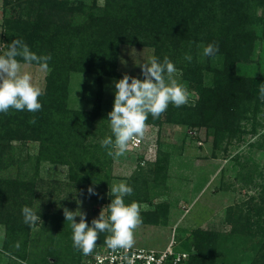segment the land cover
I'll list each match as a JSON object with an SVG mask.
<instances>
[{"label":"rangeland","instance_id":"obj_1","mask_svg":"<svg viewBox=\"0 0 264 264\" xmlns=\"http://www.w3.org/2000/svg\"><path fill=\"white\" fill-rule=\"evenodd\" d=\"M82 1L91 6L93 3L104 6L106 0ZM20 8L15 7L12 13L10 6L5 7V0H0V54L6 51L7 46L3 25L6 17L17 18L20 14L28 17ZM254 10V14L260 17L251 24V28L257 32L254 56L236 65L239 73L256 79L254 85L259 88L264 84L261 81L264 80V7L259 3ZM61 14L83 24L84 18L79 12ZM190 24L183 20L178 26L179 31L185 30ZM78 40L79 37L75 36L71 42ZM200 44L205 46L204 41ZM199 55L197 61L204 64L203 84L212 87L216 82L215 77L222 76L221 70L225 69L223 58L226 54L217 52L208 60L203 55V47H200ZM151 56L156 57L154 45L123 42L118 47L115 69L110 74L100 77L97 72L79 70L71 73L69 108L92 114L88 117L91 129L88 130L87 142L103 140L99 134L101 129H105L102 120H105L107 127L105 135L112 136L108 113L113 108L115 98L114 81L121 79L124 74L143 77L139 65L147 62ZM178 57L177 64L173 62L176 67L174 78L188 89L189 101L186 105H194L199 93L193 87L196 77L187 78L180 67L183 62L192 65L194 60L189 62L185 57ZM21 64L22 71L29 72L33 83L44 91L49 71H41L33 63ZM97 101L99 107H96ZM173 108L178 107L170 104L158 119L149 115L146 122L148 129L141 144L135 147L130 143L124 156L114 159L99 154V160L87 156L88 169L97 178L81 189L73 185L68 164L51 160L40 162L31 207L40 208L48 215L45 217L37 212L41 221L31 226L28 234L21 232L19 235L21 239L25 236L30 238L27 255L33 253L41 256L53 246L64 252L58 262L51 264H84L94 253L107 247L103 235L107 233H100L91 255H83L78 250L81 254L71 260L70 251L75 248L64 209L85 213L86 222L91 226L92 220L99 218L102 210L108 215L107 205L112 199L111 186L125 182L133 188L132 195L125 197V203L136 201L141 206L143 222L135 231V247L163 249L173 242L177 249L186 250L185 247L190 246L192 253L196 254L197 249L190 241V236L193 231L204 229L217 236L215 264H264V227L259 228L256 212L258 207L264 208V113H240L237 124L230 130H223L225 126L220 120L218 124L211 121L214 124L210 127L191 122L183 125L165 122L166 113ZM216 116L217 112L212 115L213 119ZM91 134L97 138L93 139ZM10 143L14 146V150L8 152L11 165L0 169V178L17 181L24 178L22 171L27 172L26 177L33 176L40 141L13 138ZM3 157L6 158L7 153ZM89 187L96 194H90ZM10 188L15 189V185L11 183ZM3 196L0 195V198ZM24 206L19 210L22 211ZM3 218L0 216V264H31L29 256L22 258L11 247L8 248V232ZM79 219L77 216L76 222ZM260 225H264V221ZM47 234L53 235L52 244L43 238ZM48 260L52 262L54 257L49 255Z\"/></svg>","mask_w":264,"mask_h":264},{"label":"trees","instance_id":"obj_2","mask_svg":"<svg viewBox=\"0 0 264 264\" xmlns=\"http://www.w3.org/2000/svg\"><path fill=\"white\" fill-rule=\"evenodd\" d=\"M259 3L264 7V0H106L104 6L96 3L91 6L82 0H5V7L10 6L11 12L19 6L21 12L28 15L6 17L3 25L7 44L14 39H22L37 55L51 56L47 86L39 98L42 109L35 113L27 110L0 113V169L11 165L8 152L14 150L10 143L13 138L40 141L33 176L26 177L27 172L22 171L25 179L9 181L0 178V195H4L0 198V216L4 217L7 226L8 248L11 247L22 258L29 256L31 264H51L63 257L64 251L53 246L41 256L33 253L27 255L30 238L25 236L21 239L19 235L21 232L28 234L30 226L23 222L19 208L25 204L31 207L35 176L39 174L42 160L68 164L73 185L76 184L80 189L97 178L88 169L87 156L98 159L99 154L101 157L108 155L101 147L102 140L93 143L86 141L88 130L91 129L88 122L91 112L69 108L70 77L72 72L79 70L97 72L100 77L110 74L115 69L121 43L154 45L156 57L160 61L167 56L177 64L178 56L184 58L186 55L194 60L192 65L183 62L180 67L187 78L196 77L193 87L199 92L197 101L194 105L171 109L165 115V122L181 125L191 122L210 127L220 120L225 126L223 130H230L240 120V113H264V101L259 98V88L254 85L256 79L239 73L236 65L254 56L257 32L251 28V24L254 19L260 18L254 14V7ZM76 12L84 18L83 24L61 14ZM183 20L191 24L179 31L178 26ZM75 36L79 37L78 42H71ZM202 41L205 46L200 44ZM210 43L218 45V53L226 55L223 58L225 69L221 70L222 76H216L214 86L207 87L203 84L204 64L197 59L201 56L200 47L204 48ZM205 57L208 60L212 58ZM99 104L97 101L96 107ZM216 112L217 116L213 119L212 115ZM32 119H35L34 124L29 123ZM102 126L105 129H101ZM102 126L98 128L100 132L96 130L100 138L105 139L109 137L105 135V120H102ZM217 131L219 133L220 129ZM6 153L7 157L4 158ZM11 183L15 185L13 190L10 188ZM33 209L45 217L48 215L40 208ZM256 212L259 228H262L264 225L260 223L264 221V208L258 207ZM103 235L105 240L106 235ZM43 238L50 243L54 241L52 234ZM216 238V235L204 229L193 231L190 241L197 253H192L189 244L185 247L191 252L188 263L215 264ZM16 242L20 243L18 250L14 247ZM72 250L71 260H74L81 253L77 249ZM49 255L54 257V261L48 260Z\"/></svg>","mask_w":264,"mask_h":264},{"label":"clouds","instance_id":"obj_3","mask_svg":"<svg viewBox=\"0 0 264 264\" xmlns=\"http://www.w3.org/2000/svg\"><path fill=\"white\" fill-rule=\"evenodd\" d=\"M218 51V45L210 43L203 48V55L215 56ZM185 59L191 62L192 57L186 55ZM50 60V55H37L31 51L22 39H14L7 44V50L0 55V113L7 114L10 110L35 113L42 109L39 98L44 92L33 83L29 72L22 71L21 61L25 65L35 63L41 71L47 72ZM139 66L143 79L124 74L114 81L115 98L108 113L112 136L101 141V147L114 159L124 156L130 143L143 139L149 115L158 119L170 104L181 107L189 101L188 89L174 78L176 67L167 56L163 61L151 56ZM259 98L264 101V84L259 87ZM29 123L34 124L35 119ZM88 192L96 194L92 187ZM110 193L112 199L107 205L108 215L102 210L99 218L92 220L91 226L86 222L85 213L64 209L65 220L70 222L72 230L73 247L83 255L93 253L100 233H107L104 242L113 252L129 250L135 245V231L143 221L140 204L136 201L125 203V197L132 195L133 188L125 182L114 183ZM22 215L23 222L30 227L41 221V216L29 206L22 208ZM77 216L79 222H76ZM14 247L18 250L20 243L16 242ZM128 264H133V261L129 259Z\"/></svg>","mask_w":264,"mask_h":264},{"label":"built area","instance_id":"obj_4","mask_svg":"<svg viewBox=\"0 0 264 264\" xmlns=\"http://www.w3.org/2000/svg\"><path fill=\"white\" fill-rule=\"evenodd\" d=\"M138 143H131L132 146H139ZM191 252L184 249H177L176 245L171 242L163 249L135 247L129 250H118L113 252L108 247L96 252L86 260L84 264H128L131 259L133 264H189ZM127 259H126V258Z\"/></svg>","mask_w":264,"mask_h":264}]
</instances>
